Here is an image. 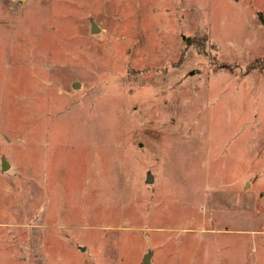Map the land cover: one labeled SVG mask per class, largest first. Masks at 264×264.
Returning <instances> with one entry per match:
<instances>
[{"label":"rangeland","instance_id":"1","mask_svg":"<svg viewBox=\"0 0 264 264\" xmlns=\"http://www.w3.org/2000/svg\"><path fill=\"white\" fill-rule=\"evenodd\" d=\"M261 16L0 0V264H264Z\"/></svg>","mask_w":264,"mask_h":264},{"label":"water","instance_id":"2","mask_svg":"<svg viewBox=\"0 0 264 264\" xmlns=\"http://www.w3.org/2000/svg\"><path fill=\"white\" fill-rule=\"evenodd\" d=\"M20 1L26 2L27 0H20ZM261 18H262V20L264 22V17L261 16ZM92 29H93V31H96L97 30V26L96 25H93ZM6 166H7V164H6V162H4L3 168H6ZM148 180L149 181L151 180V177L150 176H149ZM150 258H151V252L146 253L145 256H144L143 262L141 264H151Z\"/></svg>","mask_w":264,"mask_h":264}]
</instances>
